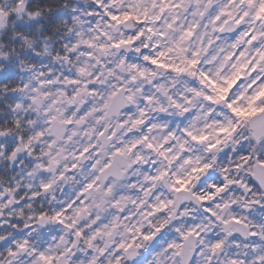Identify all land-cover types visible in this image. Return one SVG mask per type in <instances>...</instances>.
Listing matches in <instances>:
<instances>
[{
    "label": "clouds",
    "instance_id": "1",
    "mask_svg": "<svg viewBox=\"0 0 264 264\" xmlns=\"http://www.w3.org/2000/svg\"><path fill=\"white\" fill-rule=\"evenodd\" d=\"M0 264H264V0H0Z\"/></svg>",
    "mask_w": 264,
    "mask_h": 264
}]
</instances>
